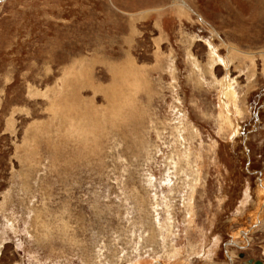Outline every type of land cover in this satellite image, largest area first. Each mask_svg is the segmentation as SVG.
Instances as JSON below:
<instances>
[{
  "label": "rangeland",
  "instance_id": "obj_1",
  "mask_svg": "<svg viewBox=\"0 0 264 264\" xmlns=\"http://www.w3.org/2000/svg\"><path fill=\"white\" fill-rule=\"evenodd\" d=\"M264 264V0H0V264Z\"/></svg>",
  "mask_w": 264,
  "mask_h": 264
},
{
  "label": "water",
  "instance_id": "obj_2",
  "mask_svg": "<svg viewBox=\"0 0 264 264\" xmlns=\"http://www.w3.org/2000/svg\"><path fill=\"white\" fill-rule=\"evenodd\" d=\"M257 264H261V263H257Z\"/></svg>",
  "mask_w": 264,
  "mask_h": 264
}]
</instances>
